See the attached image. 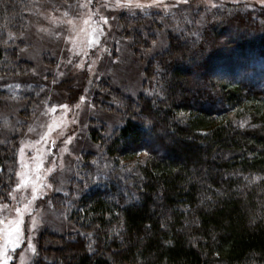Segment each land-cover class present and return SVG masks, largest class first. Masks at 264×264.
<instances>
[{"label": "trees", "instance_id": "obj_1", "mask_svg": "<svg viewBox=\"0 0 264 264\" xmlns=\"http://www.w3.org/2000/svg\"><path fill=\"white\" fill-rule=\"evenodd\" d=\"M28 3L0 0V77L28 72L11 39L26 28ZM228 9L225 22L204 26L193 54L183 34H169L170 51L148 61L144 91L118 97L121 125L106 137V126L92 128L101 154L84 153L65 201L54 199L76 231L60 235L57 256L42 238L31 264H264V69L241 62L264 63V39L240 36L230 55L218 51ZM195 59L198 70L186 67ZM217 67L224 76L212 75ZM18 138L0 143V195L16 182ZM139 152L143 162H125Z\"/></svg>", "mask_w": 264, "mask_h": 264}, {"label": "rangeland", "instance_id": "obj_2", "mask_svg": "<svg viewBox=\"0 0 264 264\" xmlns=\"http://www.w3.org/2000/svg\"><path fill=\"white\" fill-rule=\"evenodd\" d=\"M164 2L176 7L169 11L150 8L147 12L137 8L100 7L96 14L97 4L103 5L105 0H93L88 7H83L87 0H29L28 22L23 36L11 37L15 39L12 46L18 49L19 59L26 62L28 72L0 77L3 89L7 88V93L0 95V143L18 135L16 173L30 170L40 153L47 156L43 160L44 168H48L52 161L56 162L57 168L47 175L51 189L45 190L46 195L35 202L34 211L26 213L24 217L25 235L35 245L36 253L26 251V240L10 252L12 259L9 264H21L22 260L23 264H31L39 253L42 238V247L47 249L51 257L53 253L57 256L54 249L64 243L59 239L60 235L76 231L68 222V206H58L54 199L65 201L61 193L66 192L73 179L80 177L84 153L101 154L100 144L91 138L92 128L99 130L101 126H106L107 133L99 130L106 137L116 126L121 125L124 112L118 97L136 100L144 91L148 61L163 51H170L169 44L173 40L170 41L169 34H183L180 38L184 37L191 43L189 47L193 54L197 50V43L203 39L201 31L204 26L225 22L220 15L223 10L210 7L208 0H189L188 5L177 4V0ZM214 3L229 8L228 21L233 23L227 26L223 24L226 37L219 36L217 39L215 47L218 51L230 55L232 45L228 41L240 36L248 41L262 39L258 38L261 36L264 39V31L252 32L257 29L256 26L264 30V4L259 0H239L238 3L233 0H214ZM100 15L109 17L108 24L111 27L103 24ZM239 18L245 21V29L239 27ZM98 25L102 26V32ZM139 36L142 40L138 44L136 39ZM93 38L99 39V44L89 46ZM19 39L22 40L20 44L17 43ZM143 41L149 45H143ZM152 41H156V44L153 45ZM224 47L227 48L224 50ZM199 60L195 59V63L186 62L185 65L189 69L198 70L197 65L201 63ZM81 62L83 67L78 66ZM241 62L252 70V66L264 69L262 62L255 65L247 60ZM200 70L203 72L204 69ZM233 72L238 75L241 70ZM217 74L224 76L218 67L212 75ZM248 80L255 81L250 73ZM256 81H260L264 87V77L260 80L257 77ZM81 96L85 97L83 101L80 100ZM65 104L67 110L59 107ZM57 124L60 127H56ZM49 126L52 128L49 142L40 141L41 135L49 131ZM30 127L33 129L31 132L28 130ZM68 136H73V139L67 144L68 151H62L65 147L62 141ZM51 140L55 141L54 147ZM49 148L50 153L47 152ZM145 157L146 153L139 152L124 160L136 166ZM61 163L62 168L59 167ZM25 164L28 165L27 169L23 167ZM18 179L16 176L15 181ZM17 197L19 199V194ZM4 202L0 200V204ZM7 202L15 203L10 197ZM31 215H36L39 221L35 229L30 226Z\"/></svg>", "mask_w": 264, "mask_h": 264}, {"label": "snow or ice", "instance_id": "obj_3", "mask_svg": "<svg viewBox=\"0 0 264 264\" xmlns=\"http://www.w3.org/2000/svg\"><path fill=\"white\" fill-rule=\"evenodd\" d=\"M234 3H238L239 0H233ZM261 4H264V0H259ZM93 3V0H87V4L83 5V7H88ZM210 7H222V5H217L214 3V0H208ZM177 4H189V0H177ZM80 6V5H78ZM97 13H99L100 7H107V8H137L143 9L147 12L150 8H161L164 11H169L171 8L176 7L174 4L165 3L164 0H105L103 5L97 4ZM65 16L68 15L67 12L64 13ZM100 20L103 21L104 25L111 27L108 24L109 17L100 15ZM190 22V21H189ZM71 23V21H68ZM102 32V26H99ZM47 31V29H44ZM95 31V29L93 30ZM10 35H15L10 34ZM57 36L60 33H56ZM23 36V33H21ZM69 40L72 39L71 36L68 37ZM153 45L156 44V41H152ZM95 44H99V39L93 38V41L90 43L89 46H94ZM87 55V53H85ZM70 62V61H69ZM95 63V61H93ZM79 67H83L84 64L81 62ZM91 68V65H89ZM55 83V81H53ZM19 87V85H17ZM85 97L81 96L80 100L83 101ZM59 107L67 110L68 106L60 105ZM77 108L80 107L79 104L76 105ZM53 111L55 108L52 109ZM73 122H76L75 120ZM245 122H241V126L244 125ZM150 125L151 122L148 121ZM56 127H60V124H57ZM29 132L33 131L30 127ZM52 128L49 126V131L45 132L40 137V141H44L45 143L49 142V133L51 132ZM63 135V133H61ZM75 133H73V136ZM73 136H68L66 140L62 141L65 147L62 151H68L67 144L71 143ZM37 141L36 143H40ZM51 145L55 146V141H50ZM47 152H51V148L47 150ZM21 153H23V148H21ZM47 156L45 153H40L38 159L35 160L32 168L28 171H19L16 173V176L19 178L14 186L11 188V191L7 189L4 190L3 195H0V200H4L5 202L0 204V264H9L12 256L10 252L14 251L21 243L24 241H28L27 250H30L32 253H36V247L34 244L31 243V239L25 235L24 229V217L25 214H31L34 211V205L38 198L46 195V189H51L52 185L47 183V175L56 170L57 164L55 161L50 162V166L48 168L43 167V160L46 159ZM79 159V158H77ZM25 169L28 168V165H23ZM59 167H63L61 163ZM259 179V177H256ZM27 193V195L25 194ZM19 194V199L17 197ZM11 198L14 201V204H9L7 202V198ZM38 219L36 215H31V228L35 229L38 226ZM166 243H171V241H167ZM89 250H91V245H89ZM23 264V260L21 261Z\"/></svg>", "mask_w": 264, "mask_h": 264}]
</instances>
